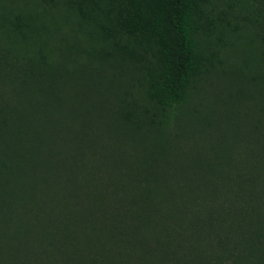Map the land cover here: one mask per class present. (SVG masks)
<instances>
[{
    "label": "trees",
    "instance_id": "obj_1",
    "mask_svg": "<svg viewBox=\"0 0 264 264\" xmlns=\"http://www.w3.org/2000/svg\"><path fill=\"white\" fill-rule=\"evenodd\" d=\"M49 2L66 4L91 40L59 48L45 24H9L31 56L12 71L23 74L20 96L2 106L0 264H264V215L235 217L224 206L216 225L204 204L241 193L226 185L230 154L187 166L173 150L190 87L215 62L204 49L209 0ZM83 55L73 74L67 63ZM143 59L140 92L151 108L129 100L122 82L123 64ZM70 75L86 81L71 85ZM254 127L264 135V121ZM258 142L262 154L251 147L250 158L237 148L239 182L263 184Z\"/></svg>",
    "mask_w": 264,
    "mask_h": 264
},
{
    "label": "rangeland",
    "instance_id": "obj_2",
    "mask_svg": "<svg viewBox=\"0 0 264 264\" xmlns=\"http://www.w3.org/2000/svg\"><path fill=\"white\" fill-rule=\"evenodd\" d=\"M207 9L214 23L210 32L204 36L205 44L210 43L204 49L206 55H215L211 56L215 61L214 66L193 81L186 106L188 111L174 123L179 136L172 144L173 150L180 148V160L187 166L194 164L195 157H198L202 165H207L215 163L218 157L224 158L230 154L232 165L229 170L232 171V177L226 185L230 189H241V193L234 192L229 198H225L227 194L224 193L217 200L204 201L208 206L206 208L212 210V222L217 225L224 206L235 217H241L245 209L249 213L255 209L264 215V161L259 160L258 165L263 184L239 182L234 176L237 171L236 159L239 158L237 148L238 153L245 157H249L251 147L257 155L262 154L256 144L264 135L254 125L264 121V86L260 77L264 71L261 40L264 33V0H209ZM23 21L47 25L50 30L48 43L58 45L59 48L75 41L86 46L91 40L87 32L81 29L77 15L64 3L54 6L49 0L46 3L42 0H0V123L9 113L2 106L5 103L14 104L23 89L22 72L21 76L18 72L16 77L12 71H16L13 69H17L18 64L27 62L28 54L31 56L21 40L8 32L10 22ZM53 48L56 49L55 46ZM58 53L59 50L53 54L56 57ZM87 58L83 55L76 63H67V67L76 74L82 65L85 66ZM142 61L123 64L128 70L122 82L126 81L124 87H128L130 92L129 100L137 98L143 106L151 108L140 92L147 71L141 65H147L148 59ZM68 80L73 82L71 85L86 81L81 75H70ZM115 81V86H118V81ZM37 106L42 108L39 104ZM89 106L92 107L91 104ZM3 127L0 126V129ZM0 150L3 156L5 149L1 145ZM126 150H131L128 143ZM216 176L220 178V175ZM207 213L203 212V217ZM215 249L223 255L224 250L219 247ZM132 260L137 264V258Z\"/></svg>",
    "mask_w": 264,
    "mask_h": 264
}]
</instances>
